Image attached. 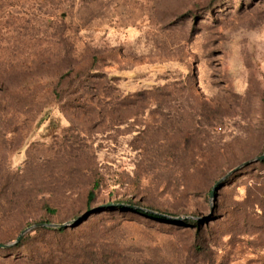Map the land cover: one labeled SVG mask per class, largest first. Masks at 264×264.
<instances>
[{
    "label": "rangeland",
    "instance_id": "374dc122",
    "mask_svg": "<svg viewBox=\"0 0 264 264\" xmlns=\"http://www.w3.org/2000/svg\"><path fill=\"white\" fill-rule=\"evenodd\" d=\"M263 153L264 0H0V264H264Z\"/></svg>",
    "mask_w": 264,
    "mask_h": 264
},
{
    "label": "trees",
    "instance_id": "16d2710c",
    "mask_svg": "<svg viewBox=\"0 0 264 264\" xmlns=\"http://www.w3.org/2000/svg\"><path fill=\"white\" fill-rule=\"evenodd\" d=\"M260 163H262L264 165V159L259 161ZM138 213H142L144 214L141 210L137 211ZM146 214V213H145ZM149 216H152L153 218H155L156 220L160 221V222H163V223H168V224H174V223H182V224H188L187 222L185 221H178L176 219H172V218H169L163 214H154V213H148ZM194 223V222H193ZM36 230H47L46 228H42V227H37ZM49 231H53L55 232L54 234V237H57L56 235H62L60 237H57L58 239H56V244H57V250L58 252L53 255L54 259H62V258H65V256H68V255H76L77 251L79 250H82L80 244L76 245V244H73V243H68V244H65L67 243L68 241L66 239L63 238L66 237L65 235V229L64 228H55V229H48ZM23 240V239H22ZM20 240L17 241L14 245L15 247H19L20 246ZM64 246H66V249H64ZM88 251L84 252L85 253V262L87 261L89 264H108V262H104V261H101L100 259H98L99 256L96 255V250L97 248L94 246V243L93 244H90V245H86V247ZM59 254V255H57ZM51 257V254L49 255ZM57 256H60V257H57Z\"/></svg>",
    "mask_w": 264,
    "mask_h": 264
},
{
    "label": "water",
    "instance_id": "95a60500",
    "mask_svg": "<svg viewBox=\"0 0 264 264\" xmlns=\"http://www.w3.org/2000/svg\"><path fill=\"white\" fill-rule=\"evenodd\" d=\"M263 159H264V153H263L261 156H258V157H256L254 160H252V162L261 161V160H263ZM245 164H246V163H244L242 166H244ZM237 169H238V167L235 168V169H233V171H231V172H234V171H236ZM231 172H229L228 175H229ZM221 180H222V179H221ZM221 180H219V181H217V182L215 183L213 189L221 183ZM209 196H210V197H213V192H211V193L209 194ZM38 226H46V227H51V228H52V227H64L65 225L40 224V225H38ZM27 230H28V229H27ZM27 230L22 231V233L20 234V236L17 238L16 242L20 239L21 235H22L23 233H25Z\"/></svg>",
    "mask_w": 264,
    "mask_h": 264
}]
</instances>
